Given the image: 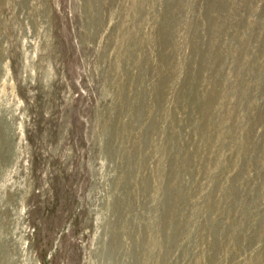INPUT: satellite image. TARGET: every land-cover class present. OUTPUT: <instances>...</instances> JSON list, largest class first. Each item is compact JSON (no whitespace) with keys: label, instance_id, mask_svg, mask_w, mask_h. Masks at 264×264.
<instances>
[{"label":"rangeland","instance_id":"1","mask_svg":"<svg viewBox=\"0 0 264 264\" xmlns=\"http://www.w3.org/2000/svg\"><path fill=\"white\" fill-rule=\"evenodd\" d=\"M0 264H264V0H0Z\"/></svg>","mask_w":264,"mask_h":264}]
</instances>
